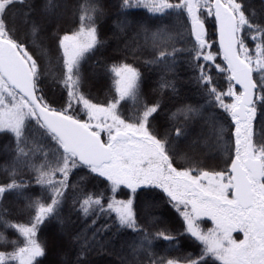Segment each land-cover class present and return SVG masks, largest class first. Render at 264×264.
<instances>
[{"label": "trees", "instance_id": "1", "mask_svg": "<svg viewBox=\"0 0 264 264\" xmlns=\"http://www.w3.org/2000/svg\"><path fill=\"white\" fill-rule=\"evenodd\" d=\"M186 1L0 0L4 27L11 28L0 35L29 47L38 45L37 38L51 35L61 50L62 38L95 25L99 31L110 19L115 27L124 25L128 36H143L136 44L145 50V56L135 60L140 67L136 92L121 96L114 71L121 63L108 60V39L101 32L77 59L71 81L76 79L78 89L85 84L101 91L89 100L114 109L123 124L157 138L175 168L194 176L230 171L239 147L233 133L232 73L218 34L208 49L215 52L205 60L206 49L201 48L202 37L193 32ZM221 1L238 4V52L243 51L241 38H248L264 75V0ZM213 2L208 0V5L217 23ZM16 24L23 27L20 35L12 30ZM48 55L58 58L59 73L65 74L62 53ZM49 60L44 68L50 72L54 69ZM94 71L100 73L98 79ZM258 81L253 141L264 162V76ZM65 112L84 116L79 108ZM23 122L18 132L0 130V255L25 253L34 237L39 253L29 264H237L228 243H220L224 234L212 220L195 217L187 204L173 202L158 187L130 189L92 173V166L66 152L42 120ZM59 238L65 246L56 251ZM0 264L26 263L23 258L1 257Z\"/></svg>", "mask_w": 264, "mask_h": 264}, {"label": "rangeland", "instance_id": "2", "mask_svg": "<svg viewBox=\"0 0 264 264\" xmlns=\"http://www.w3.org/2000/svg\"><path fill=\"white\" fill-rule=\"evenodd\" d=\"M226 5L235 15L234 6L238 7V4L234 2V6L228 3ZM3 7L0 4V31H5V28L11 30L10 27H4L5 19L3 18L6 15L4 14L2 18ZM186 7L192 15L191 27L193 32L197 34L195 30L197 22H202L205 26L204 34L199 36L202 37V50L206 49L205 60H209V54L215 52L213 49L208 51L209 46L215 40L217 41L218 34V24L215 21L214 13H212L213 7H209L208 0H187ZM207 16L208 18L206 19ZM235 18L238 28L241 20L236 15ZM19 28L23 29L19 24H16L12 30L20 35L23 32ZM96 28L97 26L95 25L89 30H82L62 38L60 44L63 49L61 50L56 47L58 42L51 35L37 38L38 45L39 47H43L42 49L38 47L37 43H34V47L32 45L29 47V45L26 46L24 43H16L13 40L14 38H4L1 35L0 38L13 43L20 55L28 63L35 78L34 80H36L35 93L42 100H46L45 103L40 102L42 106L80 121L97 134L105 145L111 147L113 152L112 161L101 166L91 167L92 173L130 189L146 186L162 189L173 202L187 204L195 217L212 220L224 234L225 238H222L220 243H228L232 259L237 264H264V180L257 178L258 176H250L254 190L252 201L242 206H235V199L233 197L234 181L229 169L218 172H204L198 176H194L187 171L175 168L166 159L157 138L148 134L147 131L142 132L137 128L123 124L114 109L111 110L98 106L89 100V96L95 97L101 95V91H97L95 87L92 89L89 84L87 87H85V84H82L81 89H78L80 87L74 85L76 79L71 81V76L74 77L72 73L75 71L74 67L77 59L82 55V52L95 44L96 33L101 32L102 35H100L108 39V42H105L109 56L108 60H120L121 63L114 70L118 76L121 96L129 94L131 91L136 92L137 90L135 87L136 70L140 67L135 60L136 58L139 59L145 56V50L143 49V45L136 47V44L140 42L138 38L144 37L137 34L128 36V33L124 31V25L122 26L121 24L115 27L113 21L110 19H108L103 29L101 28L97 31ZM25 39L20 38V40ZM27 39L31 40L34 38ZM241 40L243 41L241 43L243 51L239 55L249 64L254 81L257 84L259 83V78H263L264 76L263 71H261L262 67L258 63L259 57L253 51L254 49L251 48L248 38H241ZM117 45L119 46L117 47ZM114 46L116 50H113ZM60 52L64 57L65 74L63 72L62 74L59 73L60 69L57 66L58 62L56 60L58 58L55 59L48 55L58 56ZM48 58H52V61ZM123 59L127 60L125 65L122 63ZM47 60L51 62L54 69L50 70V72L44 68ZM36 63H38L37 65L41 69L39 77L37 76ZM228 66L230 67L229 63ZM229 69L232 73L231 67ZM85 72L84 80L86 79ZM93 74L95 79L99 78L100 73L94 71ZM105 86L107 87V85ZM81 91H84V93H77ZM230 94L234 100L232 105L234 109L241 99L242 89L237 88L233 83ZM152 99L154 100V97ZM72 101L74 107L71 105ZM64 103L65 107L62 105ZM0 104L2 106L0 108V130H17L18 132L24 126L23 121L25 119H40L36 107L17 92L1 72ZM76 108H79V112L83 113V119L72 117L70 113L66 114L65 112V110H76ZM153 113L154 110L150 115H154ZM257 115V105L255 102L250 108L248 119L238 123L234 127L233 133L239 130L241 135L234 139V143L239 142L240 145L232 159L237 156L244 166L249 158H260L256 153L253 141V120ZM120 131H133L138 137L129 136L126 139H116L115 136ZM144 135H148L147 139H145ZM262 163L264 175V162L262 161ZM45 213L46 211L43 210L41 218L44 217ZM56 240L57 244H59L58 248H56V251H58L65 246V243L63 238ZM38 253V245L34 237H31L25 253L15 256L4 254L0 255V258H23V261L29 264L31 258Z\"/></svg>", "mask_w": 264, "mask_h": 264}, {"label": "water", "instance_id": "3", "mask_svg": "<svg viewBox=\"0 0 264 264\" xmlns=\"http://www.w3.org/2000/svg\"><path fill=\"white\" fill-rule=\"evenodd\" d=\"M214 11L218 24V43L232 69V81L237 88L242 89L241 99L233 109V123L237 125L248 119L251 106L255 101L257 84L249 64L242 59L238 52L237 20L230 8L221 0H214ZM197 35L205 32L202 22L195 24ZM0 72L9 84L37 109L40 119L45 126L55 134L66 152L73 154L78 162L92 167L101 166L112 161V149L105 145L100 137L80 121L52 111L41 105L34 87V76L26 60L20 55L16 46L0 38ZM241 132L237 130L236 137ZM129 136L138 137L133 131H120L116 139H126ZM240 143L237 142V146ZM244 166L235 156L230 165V173L234 181L235 204L252 201L254 190L249 176L263 175V163L260 158H249Z\"/></svg>", "mask_w": 264, "mask_h": 264}, {"label": "flooded vegetation", "instance_id": "4", "mask_svg": "<svg viewBox=\"0 0 264 264\" xmlns=\"http://www.w3.org/2000/svg\"><path fill=\"white\" fill-rule=\"evenodd\" d=\"M254 177L256 176H258V175H253ZM258 178V177H257ZM248 201H245V202H243V203H241L242 205H244L245 203H247ZM261 231H262V228H261Z\"/></svg>", "mask_w": 264, "mask_h": 264}]
</instances>
